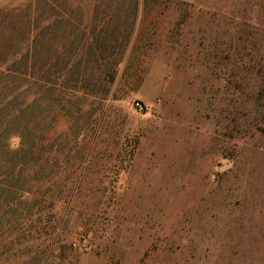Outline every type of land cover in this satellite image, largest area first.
Wrapping results in <instances>:
<instances>
[{"label": "rangeland", "instance_id": "1", "mask_svg": "<svg viewBox=\"0 0 264 264\" xmlns=\"http://www.w3.org/2000/svg\"><path fill=\"white\" fill-rule=\"evenodd\" d=\"M33 2L0 0L42 67L40 186L0 205V264H264V0Z\"/></svg>", "mask_w": 264, "mask_h": 264}, {"label": "trees", "instance_id": "2", "mask_svg": "<svg viewBox=\"0 0 264 264\" xmlns=\"http://www.w3.org/2000/svg\"><path fill=\"white\" fill-rule=\"evenodd\" d=\"M42 3L51 6L44 9L48 13L49 20L56 17L58 19L61 14L70 13L62 9L60 14L57 13L52 8L57 6V0H35L28 7L30 24L39 19L38 11ZM4 12V9L0 11V26L2 27L7 21ZM67 23L71 24L70 18ZM32 32H30V37L36 41L39 34H32ZM6 38V33L0 31V205L4 208L3 210L10 209L12 205L22 201L26 194L34 192V188H39L38 169H34V173H31L28 168L29 166L35 168L42 157L37 142L39 141V128L36 112L39 94L37 88L42 81V67L36 61L39 51L37 48L30 49L28 46L24 51L21 49L11 51L6 44L4 45ZM75 38L77 37L71 33L62 35L60 52L62 55L73 54L74 48L72 47ZM23 39H27V36H22L18 42H25ZM58 51L60 50L56 48L54 52H48L54 56ZM67 66L64 65V68L60 70L52 69V65L47 67L45 81L50 85L55 83L56 74L61 70H66ZM68 73H71V70L67 72V75ZM13 137L21 139V144L17 149L12 148L11 139Z\"/></svg>", "mask_w": 264, "mask_h": 264}]
</instances>
